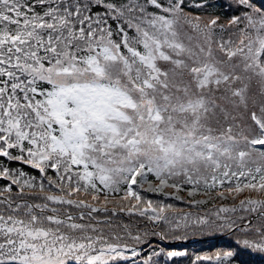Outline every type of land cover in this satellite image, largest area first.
Returning <instances> with one entry per match:
<instances>
[{
  "label": "snow or ice",
  "instance_id": "snow-or-ice-1",
  "mask_svg": "<svg viewBox=\"0 0 264 264\" xmlns=\"http://www.w3.org/2000/svg\"><path fill=\"white\" fill-rule=\"evenodd\" d=\"M255 254L264 0H0V264Z\"/></svg>",
  "mask_w": 264,
  "mask_h": 264
},
{
  "label": "trees",
  "instance_id": "trees-1",
  "mask_svg": "<svg viewBox=\"0 0 264 264\" xmlns=\"http://www.w3.org/2000/svg\"><path fill=\"white\" fill-rule=\"evenodd\" d=\"M231 241L226 236H217L209 238H197L188 242H183L174 246L187 247L190 251H212L218 247H226ZM163 259V258H161ZM180 264H184L183 259H180ZM252 264H264V257L259 254H255L252 259Z\"/></svg>",
  "mask_w": 264,
  "mask_h": 264
}]
</instances>
